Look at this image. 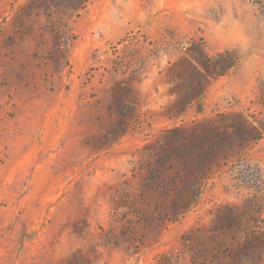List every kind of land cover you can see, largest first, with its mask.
<instances>
[{
	"label": "rangeland",
	"instance_id": "1",
	"mask_svg": "<svg viewBox=\"0 0 264 264\" xmlns=\"http://www.w3.org/2000/svg\"><path fill=\"white\" fill-rule=\"evenodd\" d=\"M0 264H264V0H0Z\"/></svg>",
	"mask_w": 264,
	"mask_h": 264
}]
</instances>
